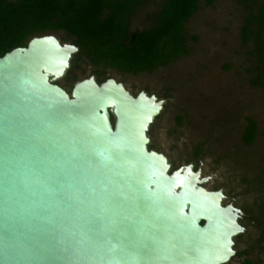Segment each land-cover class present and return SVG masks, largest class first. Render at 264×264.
<instances>
[{
	"label": "water",
	"instance_id": "water-1",
	"mask_svg": "<svg viewBox=\"0 0 264 264\" xmlns=\"http://www.w3.org/2000/svg\"><path fill=\"white\" fill-rule=\"evenodd\" d=\"M79 52L45 35L0 58V264H230L243 212L151 149L166 101L94 75L67 91Z\"/></svg>",
	"mask_w": 264,
	"mask_h": 264
},
{
	"label": "rangeland",
	"instance_id": "rangeland-1",
	"mask_svg": "<svg viewBox=\"0 0 264 264\" xmlns=\"http://www.w3.org/2000/svg\"><path fill=\"white\" fill-rule=\"evenodd\" d=\"M164 3L146 0L140 5L131 31L154 27ZM261 4L264 0H215L209 6L200 0L198 12L185 25L188 54L152 73L98 70L82 57L71 76L56 82L69 91L94 75L102 84L109 79L123 83L134 96L146 92L166 101L151 127V149L167 156L173 171L191 162L195 170L202 166L203 176L211 177L205 187L223 189L226 204L236 199V206L251 217L247 232L235 240L243 257L230 264L246 259L264 264V87L254 84L260 66L253 45L242 42L244 19ZM45 35L74 44L62 31L36 37ZM250 120L257 125V135L247 145Z\"/></svg>",
	"mask_w": 264,
	"mask_h": 264
},
{
	"label": "trees",
	"instance_id": "trees-1",
	"mask_svg": "<svg viewBox=\"0 0 264 264\" xmlns=\"http://www.w3.org/2000/svg\"><path fill=\"white\" fill-rule=\"evenodd\" d=\"M145 1L0 0V58L27 47L37 35L62 31L66 40L73 39L80 47L69 76L82 57L98 70L152 73L188 54L185 25L198 12L200 0H165L154 27L132 32L131 20ZM205 1L212 6L215 0ZM242 42L253 45L252 53L260 66L254 84L264 87V4L244 19ZM96 74L101 77L99 71ZM256 135L257 125L250 120L245 143L252 145ZM243 264L253 262L246 259Z\"/></svg>",
	"mask_w": 264,
	"mask_h": 264
},
{
	"label": "flooded vegetation",
	"instance_id": "flooded-vegetation-1",
	"mask_svg": "<svg viewBox=\"0 0 264 264\" xmlns=\"http://www.w3.org/2000/svg\"><path fill=\"white\" fill-rule=\"evenodd\" d=\"M61 42H62V41H61ZM62 43H63V42H62ZM75 45H76V44H75ZM77 55H78V54H77ZM77 55H76V56H77ZM76 56H75V57H76ZM74 59H75V58H74ZM73 62H74V60H73ZM73 62H72V64H73ZM98 83H99V84H102V83H100L99 81H98ZM113 121H114V120H113ZM190 165H194V164H190ZM194 167H195V165H194ZM198 170H199V169H198ZM198 170H196V171H198ZM227 201H228V197H227V200L225 201V205H233L234 207L238 208V207L236 206V199H231L229 204H226ZM238 209H240V208H238ZM240 210H241V209H240ZM241 211L243 212V215H242V217H241V219H240V224L248 230L250 224L248 225L247 222L251 219V217H250L248 214H246L243 210H241ZM251 223L253 224V222H251ZM245 224H247V226H246ZM235 249H236V246H235ZM237 256H238V252H237ZM237 256H236V257H237Z\"/></svg>",
	"mask_w": 264,
	"mask_h": 264
},
{
	"label": "snow or ice",
	"instance_id": "snow-or-ice-1",
	"mask_svg": "<svg viewBox=\"0 0 264 264\" xmlns=\"http://www.w3.org/2000/svg\"><path fill=\"white\" fill-rule=\"evenodd\" d=\"M225 259H226V257H225Z\"/></svg>",
	"mask_w": 264,
	"mask_h": 264
}]
</instances>
